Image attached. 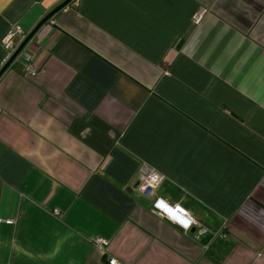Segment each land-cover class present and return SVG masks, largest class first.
Wrapping results in <instances>:
<instances>
[{
    "label": "crops",
    "instance_id": "crops-1",
    "mask_svg": "<svg viewBox=\"0 0 264 264\" xmlns=\"http://www.w3.org/2000/svg\"><path fill=\"white\" fill-rule=\"evenodd\" d=\"M63 1L0 0V69ZM29 49L0 77V264H264V0H74Z\"/></svg>",
    "mask_w": 264,
    "mask_h": 264
},
{
    "label": "built area",
    "instance_id": "built-area-1",
    "mask_svg": "<svg viewBox=\"0 0 264 264\" xmlns=\"http://www.w3.org/2000/svg\"><path fill=\"white\" fill-rule=\"evenodd\" d=\"M202 13L203 11L196 16L195 22L199 21ZM27 35L28 32L22 25L18 23L11 25L10 29L1 41V44L6 51L5 63L12 57L19 44L26 38ZM17 38L19 39L18 42L16 41ZM20 58L23 59L26 70L30 75H35L39 71L37 65L35 64V53L29 49V43L16 57L17 60ZM163 179L164 176L161 173L153 168H150L143 172L137 179V189L143 196L153 198V209L156 213L188 230L191 227L193 220L189 217L190 214L187 209L180 205H172L163 198H154L156 189L163 182ZM96 242L99 246H103V243L106 241L100 238L97 239ZM110 263L118 264L115 258L110 259Z\"/></svg>",
    "mask_w": 264,
    "mask_h": 264
},
{
    "label": "water",
    "instance_id": "water-1",
    "mask_svg": "<svg viewBox=\"0 0 264 264\" xmlns=\"http://www.w3.org/2000/svg\"><path fill=\"white\" fill-rule=\"evenodd\" d=\"M72 1L74 0H64L62 3H60L57 7H55L52 11H50L43 19L34 27L32 31L28 33L26 38L19 44L16 51L13 53L12 57L3 65V67L0 69V77L1 75L10 67V65L16 61V57L21 52V50L32 40V38L35 36L37 31L40 29V27L47 22L51 17H53L58 11L62 10L63 8L67 7ZM16 41L18 42L19 39L17 38ZM196 229V227H195ZM193 229V231H195Z\"/></svg>",
    "mask_w": 264,
    "mask_h": 264
}]
</instances>
